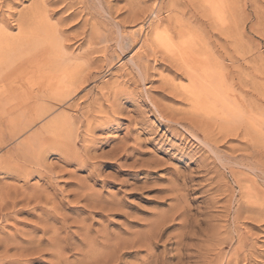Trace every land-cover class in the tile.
<instances>
[{
    "label": "rangeland",
    "instance_id": "374dc122",
    "mask_svg": "<svg viewBox=\"0 0 264 264\" xmlns=\"http://www.w3.org/2000/svg\"><path fill=\"white\" fill-rule=\"evenodd\" d=\"M35 1L0 0V33L6 31L16 37L22 27V16ZM39 1L48 11L50 23L63 31L67 53L85 55L84 60L89 58L94 77L65 106L70 108L67 110L77 127H82L72 151L64 152L62 144L51 135L37 147V152L44 156V165L50 168L48 175L36 172L25 179L21 172L37 170L27 168L23 155L17 151L23 140L39 131L47 120L36 123L0 151V159L14 161L9 165L17 169L15 172L19 171L14 173L12 168L0 166V187H11L12 192L16 188L21 193L33 189L46 191L54 200L52 204L43 199V205L20 201L8 219H0V239L13 238L17 231L20 239L38 231L33 236L41 234L37 240L44 237L45 248H50L47 253L43 244L42 251L15 263L58 264L59 259L55 261L56 254L53 255L50 246L52 234L45 237L39 228L43 226L40 225L45 210L53 212L58 206L57 211L61 216L64 214L67 225L62 228L60 223L51 222L61 228L60 239L71 246L65 249L70 255L64 252L68 264L81 261L80 253L84 249L81 247L80 251V244L86 246L82 241L86 232L92 237L104 232L130 238L132 233H146V229L155 228L159 240L152 249L153 264L160 260L159 264H177L181 252L186 255L185 264H206L204 252L217 237L226 243L220 256L211 255L208 264H224L232 254L238 255V264H264L262 134L248 132L244 118H237L238 121L235 118L234 123V120L207 116L198 119L192 115L180 89L187 82L183 70L145 36L156 22L173 42L182 44L186 54L197 50L195 53L200 56L211 55L241 104L262 108L264 101L259 96L258 85L263 80L254 78L252 70L261 61L264 65V0H236L240 20L222 22H214L198 0ZM153 11L158 13V19H154ZM134 14L141 19L134 22ZM141 26L143 30L137 35ZM179 32L185 36H178ZM117 40L129 47L124 53ZM116 51L121 54L118 59ZM191 117L195 124L199 120L202 128L190 127ZM168 118L179 123H169ZM86 125H91L90 132L84 130ZM5 168L10 174L5 173ZM82 188L85 199L93 195L95 200L90 197L87 203L80 198L82 195L77 198ZM97 199L107 206L113 201L109 211L106 209L104 213L107 206L101 202V209L96 208L98 204L94 208L92 203ZM113 207L118 211L114 212ZM139 247L120 250L115 264H143L147 249ZM179 249L182 250L178 253ZM9 262L3 264H15Z\"/></svg>",
    "mask_w": 264,
    "mask_h": 264
},
{
    "label": "bare ground",
    "instance_id": "6f19581e",
    "mask_svg": "<svg viewBox=\"0 0 264 264\" xmlns=\"http://www.w3.org/2000/svg\"><path fill=\"white\" fill-rule=\"evenodd\" d=\"M198 1L206 11L207 15L214 22L237 21L241 18L240 14L237 13L238 4L236 0ZM65 2L67 1L65 0ZM153 15L155 16L154 19H158V13L153 11ZM49 17L50 16L48 15V11L45 10L43 4L39 0H36L33 3V6L29 10H27V12L22 16V27L16 37H11L6 31H2L0 33V36L5 37V39H0V151L9 143H11V141H13L15 138L29 132V130H31L36 123L47 120V122L39 131L25 138L20 144V146L17 148V151L20 153V155H23V159L25 160V162H27L25 163V166L33 167L37 170H33L34 173L30 170H22L24 171L23 173L20 171L22 176L25 175V179L33 176V174H35L36 172L40 174L46 173L47 175V172H51L49 170L50 168H47V166L44 165L45 159L43 154L37 152V147H41L43 145L47 135H51L53 138H55V140L62 144L61 146H63L64 152L69 153V151H72L71 149L77 141V138L79 137L80 133L79 130H81L82 127H77V124L73 120V116L70 115L68 111L70 108H66L65 106L69 104V102L75 100L77 93L81 91V89L85 87L86 84H88V82L94 77V74L90 70V65L92 63L91 60L87 58L88 56L86 57L87 60H84L85 55L80 56L67 53L68 46L62 39L64 33L62 30L58 29L57 25H52L50 23ZM132 18H134V22L136 20L141 19L136 14H134ZM155 23L156 22H153L150 25V30L145 33V36L148 38V40L150 39L152 41L153 46L161 48L163 51L162 53L168 54L172 58V60L177 64V66L181 70H183L185 75L184 79L187 82L182 84L180 86V89L182 90L185 99L190 104L192 115H194L198 119L207 116L210 119L220 118L230 121L234 120V123H236L239 118H244V126L249 129L248 132L252 130L253 132L262 134L263 136L261 135V137H263L262 139H264V107L262 106V108L258 107L256 109L253 107L249 108L245 104H241V102L234 95L235 92L231 85L228 83L229 81L227 77L224 76L222 70L218 67L217 62L211 55L205 53L201 54L200 56L196 54L197 50L195 51L196 53L193 52V54L191 55L186 54L183 50L182 44L173 42L169 33H167V31L165 30H160V28L157 27ZM143 27L144 26L140 27V31L137 33V35L141 33ZM83 35L85 34L83 33ZM178 36L185 35L179 32ZM98 39L101 40V38ZM87 43H89V40ZM92 43L93 42H90V44ZM96 44L98 43H95V46ZM116 44L119 47L121 53H124L125 49L129 48L127 47V45L122 43V41L120 42V40H117ZM153 46L152 48H154ZM193 46L194 49H197L196 44ZM92 51L95 53L97 52V50ZM92 51L90 50V52ZM90 52L89 56H91ZM95 53L91 54L93 55ZM114 54L117 55V59L121 57V54L117 51ZM130 60L134 62L133 58H131ZM135 65L138 69H140V66L137 63H135ZM252 73L254 78H261L263 80L262 82H260V85H258V87H260L261 89L259 96L264 101V65L262 61L259 66L253 67ZM62 108L64 109L60 113H57L58 110ZM235 118H238L237 121ZM190 119L191 121L189 120V122H192V125H189L190 127L196 126V128H202V125L198 123L199 120L197 121V124H195V120L192 121V119L194 118L191 117ZM168 121L169 123L172 122L174 124L179 123L178 121L170 118H168ZM91 129V125H86L84 130L90 132ZM232 129V131L236 130L234 128ZM229 130L230 129H228L227 132H231ZM206 132L208 133L209 130H207ZM9 160V158L0 159V166L4 165L6 166V168H12L13 170L14 167H10L11 165H9V163L14 164V161L9 162ZM6 168L4 170H6ZM15 171H17V169L13 170V172L19 173V171ZM6 172L7 170L5 171V173ZM8 173L10 174V172ZM8 173L6 174L8 175ZM14 189V192H12L11 187H0V219H8L10 213L16 211V208L19 205L20 201H22V203L23 201L27 203L34 201L36 205H40L43 203V199H45V203L54 204V200L51 199L49 195H46L48 193H46V191H37L33 189L32 191L30 190L27 193H21L18 192L16 188ZM80 190H83V188ZM78 191L79 190H77L76 192ZM83 192L79 191L80 194L77 193L78 196L76 197L79 198L82 195L80 198L83 197L82 199L84 200V197L86 196H83V194L85 195L86 192ZM20 197L23 198V200H19ZM90 197L88 198L90 199ZM92 197L91 200L95 198L93 195ZM251 197L252 194H249V198ZM87 199H85L86 202L89 200ZM97 201L98 199L96 200V202ZM101 201H99V203ZM96 202L91 203L95 205L94 208L98 204V206L96 207L98 209L100 205L98 202ZM91 203L89 204L88 208H90ZM101 203H104V201ZM111 203L109 204V206H107L108 204L106 202L104 203V205L107 206V208H103L104 213L107 212V210L109 211L110 207L113 204ZM57 208L58 206H55L53 212L45 210V216L41 222L42 224L40 225V221H38L41 218L37 220L39 224L37 222H35V224H38V227L39 225H43L42 227H39L42 228L43 236L46 237L48 233L50 235L52 234L49 239L51 241L50 246L51 250L53 251V255L54 252L56 254L54 256L55 261L59 259V262L57 261L58 264H68L69 259H67V257L65 258V256L70 254L65 252V249L68 248L69 250L71 246H69L70 244L67 243L66 240L60 239L61 228L55 227L53 225V222H51L54 221L60 223L62 225V228L66 227L67 225L65 224L66 218L64 214L61 216L57 211ZM99 209L101 208L99 207ZM112 209L115 210L114 212L118 211L115 209V207H113ZM35 216L39 217L40 215ZM163 221L164 220H162V223ZM152 222L154 225L157 224H155L154 220ZM151 224L150 226L152 227L153 224ZM34 229L36 231V228ZM152 229L153 228H151V230ZM155 229V232L153 230L150 231V229H146L147 231L144 230L146 233H132L130 238H124V236H121L119 234H117L116 236H111L109 233L106 234L104 232L101 233L100 236L96 235L97 237H92L90 235V232H84L85 236L83 237L82 241L85 242L86 246H81L80 244V251L82 249L81 247H83L84 251H81L80 254H82V258H80L81 261L77 262V264H115L119 261L118 254L120 255V250L123 251V249H125L127 246H129L131 250L132 248L138 249L137 247H139L140 245L146 247L147 249V257L146 260L143 261V264H153L152 259H154L155 256L154 253H152V249L157 246L155 241L159 238H157L158 233ZM32 230L33 229H31L30 231L32 232ZM17 233L15 234L16 236L14 235L13 238H11L12 236L9 238L7 236L3 239H0V264L5 263L6 261H10L9 263H15L17 261L24 260L25 258V260H27L28 258L30 259L31 255H33L35 251H42L41 247L44 244L42 241L44 237H42V240H37V238H39L38 235L40 236L41 234H37V237H34L36 236V234L33 232L35 234L34 235L32 233L34 236L28 235L29 237L24 236V238L21 237L20 239L17 238V235L19 234ZM46 241L48 242L47 239ZM178 241L179 240L177 239V242ZM77 243H75V245ZM225 243L226 241L224 239L222 240L218 237L216 239H213V243L211 245L212 247L206 250L203 255L205 256L204 258H206V264L209 263L208 260L211 255L216 257L220 256L219 254L221 252V247ZM138 244L139 246H137ZM45 246L46 245L44 244V249L47 250L48 248H45ZM141 246L139 248H141ZM74 247L75 246H73V248ZM77 247L75 249L79 250V247ZM181 247L183 246L181 245ZM49 249L47 250V253H49ZM181 250L179 249L178 253L181 252ZM50 254V257H52L51 252ZM177 256L179 257V261L177 262V264H185L183 260L186 255L181 252ZM11 260L14 262H11ZM159 262H156L154 264H159ZM224 264H238V255L232 254L229 258H227Z\"/></svg>",
    "mask_w": 264,
    "mask_h": 264
}]
</instances>
